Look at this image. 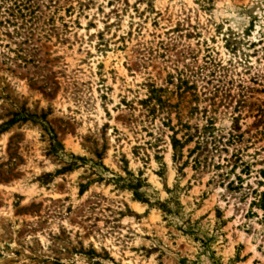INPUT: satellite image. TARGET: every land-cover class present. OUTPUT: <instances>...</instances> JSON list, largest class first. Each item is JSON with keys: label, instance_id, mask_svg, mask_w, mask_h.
I'll use <instances>...</instances> for the list:
<instances>
[{"label": "rangeland", "instance_id": "obj_1", "mask_svg": "<svg viewBox=\"0 0 264 264\" xmlns=\"http://www.w3.org/2000/svg\"><path fill=\"white\" fill-rule=\"evenodd\" d=\"M33 1L0 26V264H264V0Z\"/></svg>", "mask_w": 264, "mask_h": 264}, {"label": "trees", "instance_id": "obj_2", "mask_svg": "<svg viewBox=\"0 0 264 264\" xmlns=\"http://www.w3.org/2000/svg\"><path fill=\"white\" fill-rule=\"evenodd\" d=\"M38 10H39V5L37 4V2H34L33 0H0V26L6 25V24L16 26L17 21L24 20V19L26 20L28 16L30 17L34 16L36 14V11ZM158 101L161 104L163 103L161 97L158 98ZM210 125L213 126V123H210ZM235 138L236 136L231 135V139H235ZM189 141L190 139L187 140L186 142H189ZM171 142H172L173 150L175 153L174 158H176L178 156V153H180L184 149V145L186 144L182 143L179 139H177V134H175L171 138ZM194 151H191L190 155H193ZM195 163L198 164V161H195ZM234 170H235V166L232 169V171ZM249 170L250 169H248L247 167H244L242 172L243 173L246 172L248 175ZM238 179L239 181H242V178L239 176H238ZM141 182L142 181L139 180L137 184H132L129 188L135 191V196H137L136 197L137 200L143 203H148V201L144 199L143 195H141L140 193H137V190L138 189L140 190V188H142ZM232 185H233V182H230L229 186H232ZM253 205L259 207V209L264 211V192L260 193L259 201L257 203H253ZM159 207L165 208V205H163L162 203H159ZM165 212L171 213V210L165 209Z\"/></svg>", "mask_w": 264, "mask_h": 264}]
</instances>
